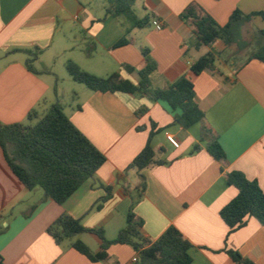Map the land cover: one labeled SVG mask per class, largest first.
Segmentation results:
<instances>
[{
	"label": "crops",
	"instance_id": "1",
	"mask_svg": "<svg viewBox=\"0 0 264 264\" xmlns=\"http://www.w3.org/2000/svg\"><path fill=\"white\" fill-rule=\"evenodd\" d=\"M137 1L143 15L134 11L135 15H147L149 24L130 29L127 37L132 43L114 47L124 31L117 18L105 15V0H0V123H21L29 112L38 118L58 103L75 128L105 156L95 174L57 204L40 188L25 189L0 148L2 264H137L133 261L137 252L129 245L111 244L106 259L91 261L70 243L80 240L95 254L100 250L96 235L81 233L56 244L46 232L67 214L114 240L126 226L131 207L142 220V234L149 242L167 228H177L191 243V264H234L228 250L253 264H264V224L249 217L229 234L219 216L237 193L228 183L229 171L243 173L264 191V63L253 59L236 67L233 56L223 58L226 47L218 40L193 49L195 37L179 18L188 4L197 2L224 25L235 9L244 14L264 12V0ZM153 19L163 24L161 30L151 25ZM251 24L264 29L259 16ZM141 48L149 49L156 63L150 75L154 87L163 88L181 76L191 80L204 122L225 153L222 161L206 151L200 123L183 129L173 122L176 111L163 101L138 93L91 91L77 82L69 91H59L56 61L63 68L70 60L100 77L118 72L136 84L137 74L127 73L122 65L141 69ZM23 50L36 53L34 71L26 67L30 55ZM208 51L215 54L214 67L193 74L190 66ZM151 129L155 158L165 163L138 172L129 165ZM167 134L177 147L168 142ZM195 145L198 149L193 151ZM139 174L145 191L136 200ZM105 187L111 195L96 208Z\"/></svg>",
	"mask_w": 264,
	"mask_h": 264
},
{
	"label": "trees",
	"instance_id": "2",
	"mask_svg": "<svg viewBox=\"0 0 264 264\" xmlns=\"http://www.w3.org/2000/svg\"><path fill=\"white\" fill-rule=\"evenodd\" d=\"M135 2L136 0H105V15L117 18L124 31V35L114 47L132 43V38L127 37L130 29H140L149 24L147 15L143 18L135 15L133 10ZM255 16L264 20L262 11L244 14L235 9L229 15L227 22L220 25L197 2H191L180 13L179 18L195 37V42L191 46L193 49L208 47L218 40L226 48L235 45L236 49L231 52L232 55L247 50L248 56L244 63L253 59L264 63V29L252 30L249 39L244 38V28L251 24ZM25 52L30 55L26 60V67L34 71L32 61L36 53ZM140 52L144 60L141 69L136 70L130 65H122L127 73L137 74L136 84L121 77L118 72L107 77L96 76L82 70L70 60L65 63V69L73 81L83 84L91 91L138 93L151 101L165 102L172 111H176L173 122L183 129L200 123V137L205 141L206 151L216 161H222L225 153L217 135L204 122L205 114L196 102L191 80L181 76L163 88L154 87L150 82V75L156 70V63L150 57L149 49L141 48ZM184 55L187 56V52ZM214 62L215 54L208 51L192 63L190 71L197 75L213 68ZM31 117H37L35 112H29L28 118ZM153 134L151 129L143 148L129 165L130 168L139 172L148 166L165 163L155 158L150 143ZM0 148L9 169L25 189L40 188L45 196L50 197L57 204L65 202L105 162V156L75 128L58 103L52 104L34 125L0 123ZM197 149L198 146L195 145L193 151ZM227 178L228 183L237 190L236 195L219 211L221 220L229 229L228 233L241 227L249 217L264 224V191L257 182L247 179L243 173L236 170L229 171ZM139 179V184L136 186V200L141 198L145 191L144 178L141 174ZM104 190L105 195L95 203L96 208H100L111 195L110 188L105 187ZM135 201L133 200L132 204ZM142 226V220L131 207L126 226L119 231L114 240L105 239L100 229L83 227L79 220L67 214L59 216L46 232L56 244L81 233L96 235L100 240V250L95 254L91 253L80 240L70 243L71 248L91 261L106 259L109 245L124 244L131 246L137 252V264H191V243L177 228L171 226L156 241L149 242L142 234ZM227 254L234 264H253L237 251L228 250Z\"/></svg>",
	"mask_w": 264,
	"mask_h": 264
},
{
	"label": "rangeland",
	"instance_id": "3",
	"mask_svg": "<svg viewBox=\"0 0 264 264\" xmlns=\"http://www.w3.org/2000/svg\"><path fill=\"white\" fill-rule=\"evenodd\" d=\"M133 10L135 11V13L137 14V16L141 17L143 15V12L141 10L139 1H137V3L133 6ZM257 29L253 24H248L245 28H244V38L245 39H249V34L251 32H253L252 30ZM236 47L235 45L226 48L223 52H221L223 58H227V57H232L233 58V62L236 63V67L239 66L240 64H242L246 57L248 56V51L244 50L239 52L236 55H232L231 52L235 51ZM56 74L58 75V77L60 78L59 80V91H69L68 89H72V84H77L75 83V81H73L71 79V77L68 75L65 66L62 68V66L60 65V63L58 61H56V63L53 65ZM83 85V84H82ZM37 112V111H36ZM41 116H39L38 118H33L31 117V119H29L28 117L23 120V122H21L24 125H34L38 119Z\"/></svg>",
	"mask_w": 264,
	"mask_h": 264
},
{
	"label": "built area",
	"instance_id": "4",
	"mask_svg": "<svg viewBox=\"0 0 264 264\" xmlns=\"http://www.w3.org/2000/svg\"><path fill=\"white\" fill-rule=\"evenodd\" d=\"M151 25L154 27V29L155 30H161L162 28H163V24L161 23V22H159L158 20H155V19H153L152 21H151ZM166 138H167V140H168V142L172 145V146H174V147H177L178 146V144H177V142H176V140L171 136V135H166ZM138 260V254H137V256L135 257V258H133V261H137ZM0 264H2V260H1V258H0Z\"/></svg>",
	"mask_w": 264,
	"mask_h": 264
}]
</instances>
